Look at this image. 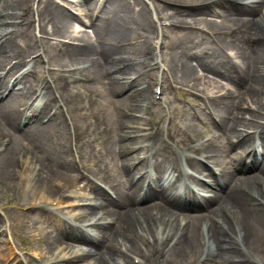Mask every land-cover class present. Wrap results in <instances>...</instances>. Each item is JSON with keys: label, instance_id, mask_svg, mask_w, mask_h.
I'll return each instance as SVG.
<instances>
[{"label": "bare ground", "instance_id": "6f19581e", "mask_svg": "<svg viewBox=\"0 0 264 264\" xmlns=\"http://www.w3.org/2000/svg\"><path fill=\"white\" fill-rule=\"evenodd\" d=\"M153 1L172 12L171 19L175 27L184 26V28L179 29L183 32V36L176 45L177 49H180L182 43L192 39L193 36H201L194 32L195 27L193 25L203 22V18L198 17L208 12V7L204 4V1L207 2V0L197 5H187L171 0ZM88 3L84 13L79 11L80 16H74L63 9L55 0H39L37 8L39 31L47 35V40L51 34L56 36L66 34L73 20H78L84 24L83 17L91 18L89 25L94 31L93 36L90 37L86 31L75 32L76 35L73 36V40L80 44L65 47L75 52L76 58L92 63L95 67L92 72L94 71L96 76H98L96 68L101 66L103 69L107 68L112 75L107 79H101L102 82L107 85L112 93H127L121 103L131 106L136 104L133 111L140 115L125 110L124 115H120L117 128L113 132L117 138L114 143V148L117 150L113 151L116 164L127 174L129 180L136 181L132 194H122L120 185L114 184L113 189L116 191V198H107L101 192L102 189L94 186L91 182L89 194L79 196L80 199L90 200L91 195H95L96 198L102 197L101 199L104 200V205L90 204L85 206L83 216L77 220L86 221L89 217L100 216L98 221L105 220V223L90 225L98 233L97 235L88 233V237L96 238L101 243H110L103 249L89 250L86 254L92 255L93 264H111L110 261L113 258L116 260L123 258L122 264H132L129 256L135 254L141 246L147 250H154L157 257H161L160 253L165 251L177 254L188 249H194L196 232L193 229L196 225L194 223L181 224L179 220L180 216L187 217V214L182 213V211L186 209L187 204L193 201L190 199L186 204L184 203V200L189 198L188 193H174V189L156 188L154 187L156 180L153 179H150L149 182L145 181L150 169H155L157 166L168 167V164H174L186 157L185 154L176 155L169 150L166 145L171 139L169 131L165 132L153 125L145 130L141 128L145 116L151 111L153 86L154 84L157 85L152 69H145L147 66L145 61L156 58L150 39L144 34V31L145 33L154 32L150 7L145 0H105L101 16L94 19L95 5ZM98 4H101V0L98 1ZM98 4L96 3V5ZM74 5L80 8L76 1L73 3ZM21 6H23L22 1L16 4L13 0H0V7L4 8L0 12V98L10 90L5 102L0 103V112L7 123L5 133L0 128V146L7 143V138L17 132L18 127L24 126V134L31 135L30 138L39 145L41 151L48 154V160L51 162L54 160L53 152L41 146V142L37 141L33 135L45 134L51 131L54 126L65 125L71 115L74 117L77 114V110L73 108V101L70 100L71 107L68 111H61L53 97L49 82L44 80L35 82L34 77L31 76L32 70L28 66L32 63L36 69V65L40 61L38 58L28 60L33 55L32 47L25 50L15 44V39L22 34L19 32V28H32L34 25L29 16L24 18L21 24L16 22L19 16L12 11L15 7L20 8ZM25 6L27 7V5ZM24 11L31 12V8ZM186 17H191L194 24L188 22ZM136 19L140 20L137 25L134 23ZM210 25L215 26L214 24ZM247 34L264 38V17L251 22L250 27L241 33V36L239 34L224 36V39L230 46L243 40ZM217 55L218 52L206 56L194 53L191 60L193 58L201 66L209 65V60H213ZM233 71L231 70V72ZM195 72V67L187 58L184 60L174 56L173 60L169 62L168 76L172 79L178 80L179 77L189 83L197 80L198 84L202 81L205 82L206 78L196 77ZM212 72L216 74L217 69L212 68ZM234 73L237 77L247 78L249 81L251 94L248 96L247 102L255 105V107H251L249 117L244 112L245 108L236 104L228 94L212 97L210 106L215 113L220 115V124L225 126L227 134L237 139L235 144L243 146L251 160L246 162L244 157L237 161L231 169L222 170L219 176L213 175V180L210 183L213 188L211 190L213 195L205 202L200 201L196 208V211L206 209L209 214L213 213L216 216L214 221L206 225L204 238L203 236L202 238L197 237L198 245L202 239V243L205 241L209 246L204 256L205 264H213L220 259L223 260V264H246V262H241L243 259L241 246L253 239L256 224H261L264 227V154H261L257 149L255 140L257 137L258 142L264 141V46L257 48L255 55L243 62L241 67L235 68ZM114 74L119 75V77ZM62 81L67 82V77L56 75V80H54V83L58 84L56 90L66 92L69 88L62 86ZM34 94L37 95L39 102L34 104L30 112L27 113V108L24 105ZM56 105V111L53 112ZM86 128L89 130L88 127ZM143 131H147V133L140 137L133 136ZM75 135L73 141L76 140L77 145L81 147L87 144L89 134L83 131V127L75 126ZM189 141L191 146H188L186 151L193 152L198 157L201 156V158L193 161V165L199 173L211 174L207 166L201 162L203 159L211 162L215 167L221 165L219 159L207 148L206 144L202 147L197 146L190 137ZM11 145L4 155L0 156V171L4 182L12 181L16 167L19 168L21 164L19 158L15 157V140H11ZM60 149L63 156H74L75 152L70 143L62 145ZM131 152H133L132 155H130ZM31 153L35 155L36 159H39L37 150L31 151ZM65 164H69L71 167L70 161L65 162ZM42 168H44V172L49 170L47 166L41 167V170ZM68 169L64 167L61 170L56 167L53 171L49 170L45 177L37 180L34 187L45 190L50 188L47 190L49 192L51 188L53 190L54 185L58 186L62 182L65 184L60 187L62 189H65L66 186H77L76 176L68 173ZM246 172L255 173L249 176H240L239 174ZM91 173L97 174L95 170H92ZM178 182L179 179L174 182V185ZM203 187L207 191L208 187L205 185ZM186 189L189 187L187 186ZM55 191L52 195L56 194ZM41 198L48 200L44 191ZM66 198L67 196L61 198L60 206L67 203ZM202 198L206 199V197ZM140 201H143L145 205L140 206ZM213 204L216 206L210 210ZM228 207L236 214L242 213L241 216L247 220V224L243 226L244 235L241 232V237L234 231L233 219L230 217L232 212ZM39 209H41L40 206ZM54 211L51 209L48 215L50 214V218L53 217L51 224L56 226L55 221L62 222L63 218L59 214L53 216ZM154 212L156 213L154 214ZM207 217L197 219L202 222ZM63 222L68 226V221ZM157 226H160L162 232L161 229L156 228ZM152 234L158 235L159 238L166 237L167 240H172L174 250H171L167 242H159L158 244L151 242L148 236L153 238ZM57 240L56 237V242H54L57 243ZM80 240L87 242L85 238ZM181 246L186 247L182 249ZM118 249L124 251L125 255L118 254ZM8 251V257L0 259L2 264H12L17 260L14 249L10 247ZM85 256L80 255L74 260H69L83 261L86 259ZM64 259L66 258H61V260Z\"/></svg>", "mask_w": 264, "mask_h": 264}, {"label": "rangeland", "instance_id": "374dc122", "mask_svg": "<svg viewBox=\"0 0 264 264\" xmlns=\"http://www.w3.org/2000/svg\"><path fill=\"white\" fill-rule=\"evenodd\" d=\"M17 3L20 1L23 2V6L20 8L15 7L12 13L23 14L28 6H31V19L34 21V26L30 29L25 28L22 32V35L15 39V44L19 48H33L37 55L42 54L40 58V63L36 72L39 75H35L36 78H47L52 81L54 73H62L63 70H69L68 74L77 76L78 79L87 78V81L74 83L71 85L70 89L65 93H61L62 98L66 105L71 107L70 100L73 101V108L77 110V114L73 117L74 126L79 127H88L89 135L95 142H89L83 146L80 150L79 156L76 159H70L71 157H65L61 153L60 147L68 143V140L71 135L70 124L66 126H54L51 131L45 134L33 135L37 138V141L41 142V146L46 147L48 150L53 152V159L51 162L48 160V154L45 151H41L39 145H37L34 140L30 137L31 135L23 134L22 131L17 130L18 134L13 136L15 140V157L25 166L24 169L17 168L14 171L12 176V181H5L2 177V172L0 171V213L3 214L7 211L8 206H18L23 210H15L7 216V220L2 218L4 221L3 225L10 220L13 222L14 230L11 227L10 235L6 236L4 240L6 243H3V249L13 245L16 254L20 257L24 264H52L55 261L56 256L66 255L68 257L73 256L74 252L87 253L89 250L103 249L107 243L98 244L91 242V246L86 243L76 242L73 240V237L77 235H84L82 232H73L71 231V238L66 236L64 238L65 244L56 249V245L51 248L55 242V236L52 234L46 233L42 229H37L35 231L31 226H28L24 230L19 229V221H22L24 207L32 203L42 200L41 195L43 191L46 193L50 200L53 199L52 193L57 188H60L64 182L60 185H54V188L48 192L45 189H40L34 187L35 178L41 179L46 176V173L50 170L56 169V167L61 170L64 167L69 168L68 173L71 175H79V169L93 168L101 169L104 172L105 176H116V180L120 182H125L126 176L122 174L117 167L114 166V157L111 155L109 148L111 143L114 144L117 138L114 139L113 132L116 130L120 115H124V111L136 113L134 106L126 105V103H121L126 97L127 93H112L107 85L102 82L101 79H107L111 77L112 73L103 67L96 68L98 72L96 76L95 72L92 70L95 69L93 65L87 64L83 59H78L75 56V52L68 50L69 48L62 45L60 42H45L44 40L39 39L41 35L38 30V18H37V1L38 0H13ZM79 4L80 8L77 6L67 5L66 0H58L61 3V6L66 10L71 12L73 15L79 14V11L83 13L86 10L87 5L96 4V0H75ZM147 4L150 5L151 15H155L156 19L160 18L159 25L169 22L173 25L172 22V12L168 8H162L158 2L153 0H145ZM163 2V0H160ZM173 2H179L187 5L198 4L203 0H171ZM94 2V3H93ZM24 5H27V7ZM24 7V8H23ZM3 7H0V12L3 11ZM212 13H208L203 17V22L198 25V28L202 29V32L197 30V32L202 36H193L192 39L182 43L183 49L176 52V44L180 41V38L183 36L181 30L175 29L174 26L170 27L169 30L165 29L167 33H162L163 40L162 46V55L161 61H165L169 67V62H171L176 56L177 58L181 57L184 60L191 56L193 53H213L218 52V55L213 59L209 60V65H198L196 62L191 64L195 67L196 72L194 73L196 77H204L205 82L202 81L198 84V80L193 83H189L187 80L178 77V82L175 83L169 77H166L168 80L165 83V88L162 94H160L156 100L154 93L152 94V100L154 102L152 107V112L146 116V121L149 120L155 125L160 127L169 128L176 140H184L186 136L193 135L198 138L200 144H206L207 148L212 152L215 151L217 159L221 160L223 166L228 165L229 163L234 162L237 159H240L243 156L244 152L241 146L233 147L232 140H229V135L226 133L223 125L220 124V115L215 113L217 116L213 118L209 109L205 108L202 104V101L195 99L192 95L198 93L201 96L196 95L200 99H205L208 102L207 96L215 94H228L229 97L236 102V104L245 107L248 109L250 106H253L251 103H246L248 96L251 94L249 81L247 78L237 77L234 72H231L233 65L240 67L243 62H245L249 57L255 55L256 49L264 46V41L257 40L256 38H250V35H246L245 40H241L230 46L226 43L224 37L221 35L237 34L238 31H246L251 25V22L254 20H260L264 17V1L263 0H221L213 4ZM187 21L194 23L191 17H186ZM91 20V19H90ZM154 20V19H153ZM21 20H16L20 22ZM84 24L80 23L78 20H73L69 26V29L66 34L62 36H51L52 38L61 39L60 41L72 44H79L77 41H73L72 38L76 31H86L90 37L93 36L94 31L89 25L85 23L89 22V18L83 17ZM140 22L139 19L134 20L136 25ZM214 24L213 29H209L210 23ZM163 27V26H162ZM51 29V27H50ZM204 30V31H203ZM214 30H219L218 33L213 32ZM143 32V31H142ZM213 33V36L211 34ZM144 34L150 39L151 45L156 44L158 40L156 35L152 33ZM38 36V37H37ZM252 36V35H251ZM94 39V38H93ZM162 43V38L159 40ZM67 45V44H65ZM40 50V51H39ZM233 54V56H229ZM144 61V59H141ZM238 61V62H234ZM147 65L152 64L153 61H145ZM164 63V64H165ZM84 66V69L81 67ZM165 66V65H164ZM212 68H216L217 72L214 74ZM56 69H61L58 72H54ZM81 69V70H80ZM74 70V71H73ZM157 71V69H155ZM116 77L119 75L114 74ZM156 75V74H155ZM90 76V77H89ZM158 76V75H156ZM161 76V75H160ZM177 76V75H176ZM84 77V78H83ZM89 78L91 80L89 81ZM183 89H191L194 94L186 92ZM207 95V96H206ZM78 96V97H77ZM75 97V98H74ZM2 99V98H1ZM0 99L2 103L3 99ZM28 97L26 98V100ZM5 100V98H4ZM25 100V101H26ZM156 102V104H155ZM159 102V103H158ZM63 103V101H62ZM195 105V106H194ZM246 115L249 116L250 111L244 110ZM232 114L230 115V117ZM4 117L0 112V128L3 129V133L7 130L6 126L4 127ZM121 130V129H120ZM21 135V136H20ZM10 140V138H9ZM63 141V142H62ZM259 149H261L260 142L257 143ZM12 146V145H11ZM264 148V143H263ZM37 150L39 154V159L35 158V155L31 151ZM28 159H36L38 162H31ZM26 161H28L26 163ZM70 161L71 167L65 162ZM48 167L49 170L42 173H37L39 169L35 167ZM20 174H26V180L23 184V178ZM25 175V176H26ZM70 175V176H71ZM102 177L104 175L102 174ZM105 178V177H104ZM207 178L211 179L210 175H207ZM37 179V180H38ZM67 181V180H66ZM19 182V184H17ZM37 183V181H36ZM84 183L81 182L77 188L71 190L83 191ZM133 183L129 185H124L123 190L131 193ZM211 190V189H210ZM209 196L212 195L211 192L208 193ZM85 201L74 200L73 204H82ZM216 205L213 204L210 210ZM197 207H192L190 211H186L187 217H181L180 221L183 224L194 223L196 232L194 249H188L185 252H180L177 254H171L167 251L160 253L161 257H157V253L154 250L146 249L141 246L137 249L135 254L130 255V260L132 264H205L204 254L202 250V243L198 245L197 237L202 238V231L205 230V226L214 221L216 216L207 212L206 209L197 210ZM228 209H230L228 207ZM66 212H71L73 214L83 213V210H80V207L66 208ZM232 218L235 223L236 233L239 235L243 233V226L247 224L245 217H242L241 214L235 213L232 211ZM156 212H154L155 214ZM205 218L202 222L197 218ZM255 221V220H253ZM257 222V221H255ZM160 226H157V229ZM95 231V229H94ZM162 232V229H161ZM198 232V234H197ZM157 236V235H156ZM11 237H14V243H9ZM151 241L167 242L166 237L164 240L150 239ZM109 241V240H108ZM197 241V242H196ZM169 244V243H168ZM173 243L169 244L171 250H174L172 247ZM94 245V246H93ZM59 246V245H58ZM71 246H75L74 251L71 250ZM112 246V245H111ZM100 247V248H99ZM113 247V246H112ZM186 246H181L180 248H185ZM179 248V249H180ZM168 250V248H167ZM7 249H5L2 257L7 255ZM123 256V253H118ZM144 255V256H143ZM92 256L87 255L84 263H60V264H93L94 260L91 259ZM243 259L245 262L254 263L259 262L264 263V227L261 224H256L254 228V237L252 240L248 241L243 245ZM42 259L43 262L39 261ZM137 259V260H136ZM113 258L111 264H121L123 263V258H119L115 262ZM134 260H136L134 262ZM223 260L220 259L213 264H223Z\"/></svg>", "mask_w": 264, "mask_h": 264}]
</instances>
